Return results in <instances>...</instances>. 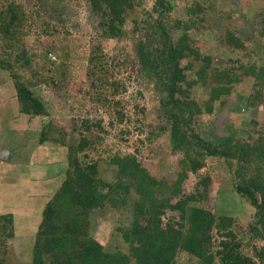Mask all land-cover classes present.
I'll return each instance as SVG.
<instances>
[{
  "label": "rangeland",
  "instance_id": "rangeland-1",
  "mask_svg": "<svg viewBox=\"0 0 264 264\" xmlns=\"http://www.w3.org/2000/svg\"><path fill=\"white\" fill-rule=\"evenodd\" d=\"M133 1L113 35L106 25L110 14L96 11L90 0H0V15L13 7L20 18L14 23L19 47L9 48L0 31V57L13 66L12 71L0 67V235L4 237L0 257L6 264H32L45 206L67 176V144L72 137L77 141L80 132L90 133L95 143L80 159L97 162V178L116 180L119 165L112 157L131 154L157 179L171 185L178 179L185 150H173L165 114L169 93L153 74L142 70L138 59L139 43L148 41L156 17L169 21L171 40L183 32L188 37L190 49L179 60L186 75L179 96L203 110L192 123L183 124L190 125L189 134L216 143L235 133L251 144L257 128L264 125V87L254 77L247 74L230 94L212 99L213 76L234 65L237 57H244L247 65L264 66V0H170L172 7L164 11L157 9V0ZM197 3L205 9L198 10ZM22 54L29 63L18 58ZM95 63L98 71L90 73ZM202 69L209 76L206 82L198 74ZM13 72L32 82L30 87L46 105L44 114L21 112ZM210 103L212 111L207 110ZM83 120H90L89 133ZM98 120L104 130L95 124ZM47 126L48 140L42 141ZM205 159L198 173L188 172L183 193L203 189L201 179L209 176L202 205L216 215L232 216L244 252L253 255L252 246L264 247V235L255 234L251 226L262 231L264 226L257 221L254 205L237 191L235 184L243 177L227 158ZM131 197L137 195L133 192ZM129 206L108 202L92 209L89 232L106 250H131L124 234L132 217ZM170 216L175 214L167 209L164 221ZM214 235L213 250L220 252L222 235L220 231ZM197 262L182 251L177 264Z\"/></svg>",
  "mask_w": 264,
  "mask_h": 264
},
{
  "label": "trees",
  "instance_id": "trees-1",
  "mask_svg": "<svg viewBox=\"0 0 264 264\" xmlns=\"http://www.w3.org/2000/svg\"><path fill=\"white\" fill-rule=\"evenodd\" d=\"M90 1L96 11L110 14L106 25L113 31V35L121 29L119 25L123 21L122 17L133 7L134 2ZM171 7L170 0H157V9L164 11ZM197 9L205 8L197 3ZM7 14L10 16L7 17ZM19 19L13 7L7 8L0 15V31L6 45L12 50L17 47V40L20 41L14 24ZM160 19L162 17L158 16L150 24L148 41L139 43L138 59L142 70L149 76L153 74L159 86L169 93L165 114L170 123L173 150H185L178 179L172 185L157 179L131 154L112 157L111 161L119 165L116 180L107 182L97 178V162L85 160L82 163L80 159V154L95 145L89 136L90 120H83V129L89 134L80 132L82 135L79 141L72 137L67 144V176L53 199L45 206L44 219L33 248L32 264H177L182 251L197 258V264H256L254 257L260 258L264 264V247L252 246L253 255L244 252L241 236L235 232L237 223L232 216L216 215L202 205V200L208 195L211 181L209 176L201 179L203 189L185 196L182 188L188 172L198 173L205 166L207 156L227 158L229 166L234 169L237 165L236 171L243 177L235 184L237 191L254 205L257 221L264 226V218L261 221L264 217V125L261 123L257 128L251 144L235 133L227 137L221 136L216 143L189 134L187 127L190 125L185 128L183 124L192 123L193 117L203 110L199 105L179 96V92H183L180 83L186 79L179 60L186 55V49H190L188 37L183 32L181 38L171 40L166 26L169 21ZM116 20H119V24L115 23ZM231 55L235 57L238 54ZM18 58L29 63L25 54L18 55ZM95 59L92 58V61L95 62ZM235 61L234 65L219 69L217 75L213 76L212 99L230 94L235 83H239L247 74L258 80L256 84L264 87V66L247 65L242 56ZM96 63L90 73H97ZM0 67L13 70L10 61L1 57ZM204 72L202 69L198 74L206 82L209 76ZM13 78L21 112L44 114L46 105L35 92L34 86L30 87L32 82L23 80L16 72H13ZM40 79L43 81L45 78ZM252 98L256 99V96L253 95ZM207 110H213L211 103L207 105ZM95 124L104 130L102 120ZM47 128L48 126L43 130V138L48 133ZM43 138L42 141L48 140L47 136ZM246 174L250 176L247 178ZM133 192L137 195L135 199L130 198ZM108 202L119 206L130 204L131 222L124 230L126 241L131 244L129 252L106 250L89 232L92 209L105 207ZM167 209L174 212L176 219L175 216H170L164 221ZM251 229L255 234L264 235V230L258 225H252ZM219 231L222 235V250L215 252L214 233ZM3 241L4 237L0 235V243ZM0 264H6L2 257Z\"/></svg>",
  "mask_w": 264,
  "mask_h": 264
}]
</instances>
